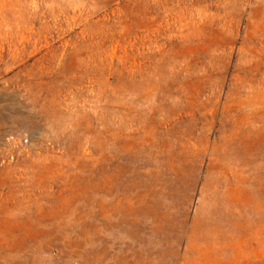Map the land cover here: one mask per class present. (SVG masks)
Listing matches in <instances>:
<instances>
[{"label": "rangeland", "instance_id": "374dc122", "mask_svg": "<svg viewBox=\"0 0 264 264\" xmlns=\"http://www.w3.org/2000/svg\"><path fill=\"white\" fill-rule=\"evenodd\" d=\"M0 264H264V0H0Z\"/></svg>", "mask_w": 264, "mask_h": 264}]
</instances>
